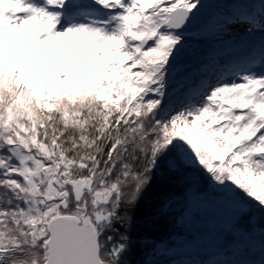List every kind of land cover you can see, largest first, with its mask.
Returning <instances> with one entry per match:
<instances>
[{
	"label": "snow or ice",
	"instance_id": "snow-or-ice-1",
	"mask_svg": "<svg viewBox=\"0 0 264 264\" xmlns=\"http://www.w3.org/2000/svg\"><path fill=\"white\" fill-rule=\"evenodd\" d=\"M256 253L264 0H0V264Z\"/></svg>",
	"mask_w": 264,
	"mask_h": 264
},
{
	"label": "trees",
	"instance_id": "trees-1",
	"mask_svg": "<svg viewBox=\"0 0 264 264\" xmlns=\"http://www.w3.org/2000/svg\"><path fill=\"white\" fill-rule=\"evenodd\" d=\"M159 194H160L159 187H155L150 191L148 196L150 198H154ZM146 207L147 206L145 202L142 200L141 201L142 211L139 213L140 216L146 215V212L143 210L146 209ZM201 217H203V213H201ZM198 226L202 227L203 225L200 224ZM170 231H171V225L169 224V222H167L166 220H159L154 223L153 222L143 223L141 227H139L137 230L133 232V237L134 239H139L141 236L149 235V236H155L156 238L159 239L167 236ZM194 255L196 258H200L198 260H201L205 257V254L202 251H197V254ZM243 258L246 259L247 257L245 256ZM141 259H143V255L140 251V246L137 245L133 252V260L135 261Z\"/></svg>",
	"mask_w": 264,
	"mask_h": 264
},
{
	"label": "rangeland",
	"instance_id": "rangeland-1",
	"mask_svg": "<svg viewBox=\"0 0 264 264\" xmlns=\"http://www.w3.org/2000/svg\"><path fill=\"white\" fill-rule=\"evenodd\" d=\"M193 211H195V206L193 207ZM212 249L210 247H204V248H196V249H188V250H182V258L184 259H192L197 260L200 258H196L194 254H197V251H202L205 255L210 252ZM245 259L247 261V264H259L260 261V254L256 253L255 255H249L246 256Z\"/></svg>",
	"mask_w": 264,
	"mask_h": 264
}]
</instances>
